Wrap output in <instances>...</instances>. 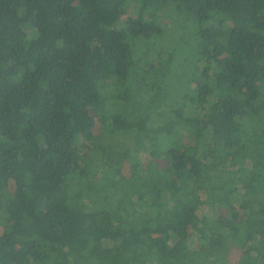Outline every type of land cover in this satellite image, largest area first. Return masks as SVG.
Segmentation results:
<instances>
[{
    "label": "trees",
    "instance_id": "1",
    "mask_svg": "<svg viewBox=\"0 0 264 264\" xmlns=\"http://www.w3.org/2000/svg\"><path fill=\"white\" fill-rule=\"evenodd\" d=\"M0 264H264V0H0Z\"/></svg>",
    "mask_w": 264,
    "mask_h": 264
},
{
    "label": "rangeland",
    "instance_id": "2",
    "mask_svg": "<svg viewBox=\"0 0 264 264\" xmlns=\"http://www.w3.org/2000/svg\"><path fill=\"white\" fill-rule=\"evenodd\" d=\"M231 253H229V255H230Z\"/></svg>",
    "mask_w": 264,
    "mask_h": 264
}]
</instances>
